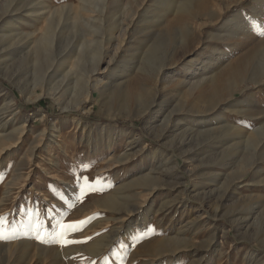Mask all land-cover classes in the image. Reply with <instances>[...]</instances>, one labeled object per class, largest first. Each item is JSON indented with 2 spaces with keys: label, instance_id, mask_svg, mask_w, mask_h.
Segmentation results:
<instances>
[{
  "label": "rangeland",
  "instance_id": "374dc122",
  "mask_svg": "<svg viewBox=\"0 0 264 264\" xmlns=\"http://www.w3.org/2000/svg\"><path fill=\"white\" fill-rule=\"evenodd\" d=\"M213 1L214 17L192 14L200 32L186 53L178 49L179 64L228 51L226 21L258 6ZM153 2L0 0V28L11 6L23 17L6 36L0 31V62L14 55L0 64V136L14 140L0 145V216L8 222L0 264H264V76L254 54L261 18L208 73L233 66V94L197 97L137 68L141 5ZM48 31L47 50L40 42ZM130 90L144 94L130 98ZM239 99L244 113L231 109ZM149 104L154 111L141 115ZM201 117L208 121L194 126ZM84 176L96 191L81 202ZM86 218L66 238L91 239L63 246L59 225Z\"/></svg>",
  "mask_w": 264,
  "mask_h": 264
},
{
  "label": "bare ground",
  "instance_id": "6f19581e",
  "mask_svg": "<svg viewBox=\"0 0 264 264\" xmlns=\"http://www.w3.org/2000/svg\"><path fill=\"white\" fill-rule=\"evenodd\" d=\"M254 1L258 3V6L255 5L253 7L252 9L253 12L251 15H248L247 13H244L242 11L236 12L226 21L225 26L230 28L228 36L231 40H233L232 42L228 43V49H229L228 51L226 49L223 50V49L217 48L216 50L217 52L213 54V57L211 59L204 61L200 57L187 58L182 62V64H179L176 60L178 49H180L179 50L180 52L186 53L191 48V46L196 42L197 32L198 31L200 32V28H198L197 24H195V21L189 22V20L192 17V14L198 11L199 14H202L208 17H214L216 13L213 10L214 1L212 2V0H154L153 4L151 5L142 4L141 6H143V11H142V15L140 16V20L143 21L144 23L145 28L143 30H144L145 38H144V42L139 48V51H140L139 56L141 58V62H139L140 65L139 67H137L138 70H144L145 67L147 66V68L150 69V71L148 72H151L152 74H154V77L157 76L158 80H162L168 84H172L175 82L177 87H180L181 90L186 89V88L190 89L193 93H195V96L197 97H202L203 95H205V93H207V91H212L211 95H217L216 98L219 97V94H220V97L225 96L226 94L227 95L233 94L234 88L236 87L238 83L236 82L237 81L236 79H238L237 77H239L238 74L237 75L233 74L232 76H230L231 73H233L232 72L233 66H231L230 68H226L225 72L221 73L216 78L214 76H209L208 73L210 69L213 68V66H215L218 55H228V53H232V51H234V49L237 48L239 40H237L236 37L241 39L239 35L240 36L246 35L251 30L253 21L255 20L256 17L261 18L260 21L262 25L264 26V0H254ZM18 9L19 8H17V5H15V6H11V9L7 10V13H10V14L4 17L3 23L0 28V31L3 33L4 36H6L10 32V29L19 26L18 20L23 17L19 11H17L19 13L15 11ZM179 12H185V13L187 12V14L186 16H181ZM137 13H138V10H136L133 15ZM155 26H159L162 28H159L157 31L154 30L153 32H150L151 28ZM222 38H223V35H218L217 37V39H222ZM235 39L238 42H235ZM40 43L44 44L46 49L48 50L49 45L52 44L51 32L48 31ZM178 43L179 45H177ZM259 44L261 46L257 47V49L254 51V54L255 56L258 57L257 61L259 62V66H260V71H259L260 75L264 76V37L260 38ZM99 55H100L99 57V60H100L102 58L103 53L102 54L100 53ZM219 57L221 58V56ZM13 59H14L13 53L7 52L5 53V60L3 62H0V64H2L1 65L2 67L4 66L3 64L10 65ZM190 74H192L193 78H195L194 81L189 80ZM84 76L86 79V86H87L90 81L89 80L90 76L88 73H86ZM226 77H227L226 81L224 80L225 82H222L221 80ZM128 91L126 90V92ZM143 94H144L143 91L135 90L134 92V90H132L130 93H128V97L130 96V98L131 97L138 98L142 96ZM258 94H259V90H255L254 92L251 93V96L249 98L256 97ZM244 103H246L245 99H239L231 106L232 107L231 109H236L238 113L239 112L244 113V111L246 110V107L240 108L241 105H243ZM207 105L206 107L208 109L209 106ZM142 110L143 111L141 113L138 112L137 116L139 115V113L143 115L147 110L154 111V107L149 104L148 106H144V109ZM228 119L230 121V118ZM253 119L250 118V120H247L245 126L249 127V126L254 125ZM195 121L197 122L196 123L193 122V125L196 127H199L202 124L206 123L208 121V118L201 117V118L195 119ZM237 126L238 125L236 123H230V125H228L226 128L233 130ZM255 131L256 133H259V130L256 129ZM261 132L264 134L263 128L261 129L260 133ZM4 140L5 141L7 140L8 143L10 144H11V141H14L12 140V137L10 136H7V135L0 136V145L1 143L4 142ZM61 141H62V138H61ZM5 145L7 144H4V146ZM111 203L117 204L116 201H114V199L109 200V204ZM25 230L26 232H28L27 227H25ZM25 241L26 240H24V243ZM36 243L37 242H34V244ZM26 244L28 245V243H25V245ZM19 246H21V243Z\"/></svg>",
  "mask_w": 264,
  "mask_h": 264
},
{
  "label": "snow or ice",
  "instance_id": "6c2138e0",
  "mask_svg": "<svg viewBox=\"0 0 264 264\" xmlns=\"http://www.w3.org/2000/svg\"><path fill=\"white\" fill-rule=\"evenodd\" d=\"M83 183L80 186V196L78 199L83 202L84 197H86L90 192L96 191L95 187L90 183L88 177L84 176L81 177ZM91 218H86L85 220L81 221H74L71 223H61L59 225V232L56 233V235L59 237V242L63 246H67L69 244H75V243H86L87 239H91V237L87 238L86 240L80 241V240H69L67 239V235L73 231H81L82 228L89 223ZM7 218L0 216V239H7L6 233L8 232L7 228ZM34 227L37 231L40 230L39 224H35ZM37 238H40L39 236Z\"/></svg>",
  "mask_w": 264,
  "mask_h": 264
},
{
  "label": "trees",
  "instance_id": "16d2710c",
  "mask_svg": "<svg viewBox=\"0 0 264 264\" xmlns=\"http://www.w3.org/2000/svg\"><path fill=\"white\" fill-rule=\"evenodd\" d=\"M119 124H129V122L118 121Z\"/></svg>",
  "mask_w": 264,
  "mask_h": 264
}]
</instances>
